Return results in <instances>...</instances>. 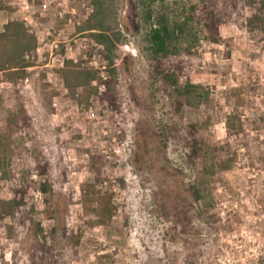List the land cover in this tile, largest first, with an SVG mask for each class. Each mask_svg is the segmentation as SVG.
<instances>
[{
  "label": "rangeland",
  "instance_id": "374dc122",
  "mask_svg": "<svg viewBox=\"0 0 264 264\" xmlns=\"http://www.w3.org/2000/svg\"><path fill=\"white\" fill-rule=\"evenodd\" d=\"M108 2L116 74L89 86L87 71L107 63L104 47L74 39L89 0H0V34L18 22L35 39L25 70L0 60V264H264L257 6L214 0L224 23L214 42L200 0H165L175 18L198 8L195 41L162 62L175 89L154 70L136 0ZM56 43L75 51L53 87ZM14 200L22 207L6 214Z\"/></svg>",
  "mask_w": 264,
  "mask_h": 264
},
{
  "label": "trees",
  "instance_id": "16d2710c",
  "mask_svg": "<svg viewBox=\"0 0 264 264\" xmlns=\"http://www.w3.org/2000/svg\"><path fill=\"white\" fill-rule=\"evenodd\" d=\"M92 8V14L88 20L77 30L74 39L81 37H89L93 39L98 45L104 47L107 52L106 66L99 71H87L85 83L89 86L98 81V76L101 72H107L114 77L116 68L114 65L113 55L119 45V38L114 35L111 28L114 11L108 0H89ZM165 0H136L138 9L137 18L140 23L150 26L148 34V43L150 45L149 52L152 61L155 63V72L162 75L166 83L177 89L178 79L174 73H168L164 70V60L179 53L182 45L191 47V41H195L191 24L194 15L197 13V7L191 8V16L175 18L163 10ZM204 14L206 15L205 29L211 35V39L215 42V36H218L219 27L224 25L223 20L217 12V7L214 0H200ZM249 5L255 8V14L248 21L253 30L264 32V0L253 1L250 0ZM112 18V19H111ZM258 27V28H255ZM251 28V29H252ZM35 50V39L30 37L23 24L18 22H10L5 27L4 33L0 34V60L1 70L7 67L24 66V59L26 55H30ZM74 73V74H73ZM78 72L63 73L68 77H73ZM80 74L78 73L77 76ZM197 89L196 87H189L185 90L184 98H187L191 93ZM110 85L108 91H110ZM192 90V91H191ZM92 94L97 90L91 89ZM197 151H194V155ZM101 163V161H100ZM195 196L200 199L199 192L195 190ZM23 201H11L4 204V212L10 214L16 209L22 207Z\"/></svg>",
  "mask_w": 264,
  "mask_h": 264
},
{
  "label": "built area",
  "instance_id": "2783aa9c",
  "mask_svg": "<svg viewBox=\"0 0 264 264\" xmlns=\"http://www.w3.org/2000/svg\"><path fill=\"white\" fill-rule=\"evenodd\" d=\"M48 9V5L44 4L43 10L46 11ZM76 44V42H75ZM51 50H53V54H55V57L52 59V66L45 72V75L47 77V83H49L53 87H58V84L56 82L58 81V71L59 69L63 68L65 60L68 58L70 54H72L75 51V47L72 46L70 43H65L61 47L59 43L53 44L51 46ZM38 55H40V52L38 51ZM39 56L38 58H40ZM27 61L30 60V57L28 56ZM34 62V57H32L31 63ZM29 80H26L25 83H28ZM57 107L56 105L54 106Z\"/></svg>",
  "mask_w": 264,
  "mask_h": 264
}]
</instances>
